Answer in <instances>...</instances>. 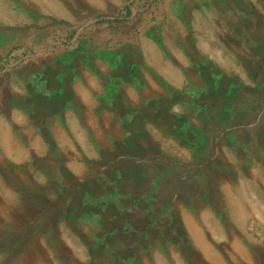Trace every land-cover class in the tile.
<instances>
[{
  "label": "rangeland",
  "instance_id": "1",
  "mask_svg": "<svg viewBox=\"0 0 264 264\" xmlns=\"http://www.w3.org/2000/svg\"><path fill=\"white\" fill-rule=\"evenodd\" d=\"M0 264H264V0H0Z\"/></svg>",
  "mask_w": 264,
  "mask_h": 264
}]
</instances>
